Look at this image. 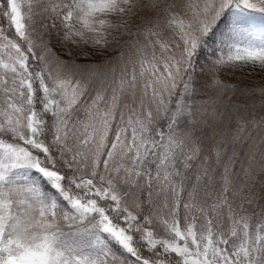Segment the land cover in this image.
<instances>
[{"label":"snow or ice","instance_id":"snow-or-ice-1","mask_svg":"<svg viewBox=\"0 0 264 264\" xmlns=\"http://www.w3.org/2000/svg\"><path fill=\"white\" fill-rule=\"evenodd\" d=\"M0 264H264V0H0Z\"/></svg>","mask_w":264,"mask_h":264},{"label":"trees","instance_id":"trees-1","mask_svg":"<svg viewBox=\"0 0 264 264\" xmlns=\"http://www.w3.org/2000/svg\"><path fill=\"white\" fill-rule=\"evenodd\" d=\"M55 50L59 55L62 57L64 56V53L61 49L57 48ZM259 75V73L253 72L249 66H243L222 73L221 78L230 83H238L240 81H243L244 83H251L253 80L259 83Z\"/></svg>","mask_w":264,"mask_h":264}]
</instances>
